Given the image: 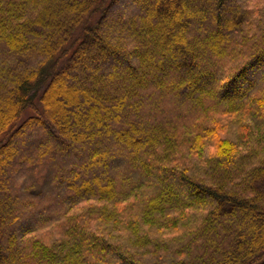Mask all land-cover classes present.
<instances>
[{"label": "trees", "instance_id": "trees-1", "mask_svg": "<svg viewBox=\"0 0 264 264\" xmlns=\"http://www.w3.org/2000/svg\"><path fill=\"white\" fill-rule=\"evenodd\" d=\"M13 4L0 264H264V0Z\"/></svg>", "mask_w": 264, "mask_h": 264}, {"label": "rangeland", "instance_id": "rangeland-1", "mask_svg": "<svg viewBox=\"0 0 264 264\" xmlns=\"http://www.w3.org/2000/svg\"><path fill=\"white\" fill-rule=\"evenodd\" d=\"M9 1H10V0H9ZM1 3H2V0H1ZM12 3H14V4H13L14 6H20V7H21V5H20V0H12ZM21 8H22V7H21ZM12 9H16V7H13ZM4 31H5V32H3V34H5V35H6L7 32H13V33H15V30H14L13 28L6 27V26H5V28H4ZM1 87L4 88L3 84L1 85ZM47 101H48L49 103H51V102L53 101L52 93H49V94L47 95ZM198 103H199V101H195V102H194V105H198Z\"/></svg>", "mask_w": 264, "mask_h": 264}]
</instances>
